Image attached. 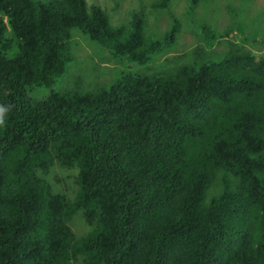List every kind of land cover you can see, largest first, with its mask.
<instances>
[{"label":"trees","instance_id":"16d2710c","mask_svg":"<svg viewBox=\"0 0 264 264\" xmlns=\"http://www.w3.org/2000/svg\"><path fill=\"white\" fill-rule=\"evenodd\" d=\"M171 19L153 40L144 13L114 27L87 0H0V264H264V58L233 42L212 58L231 30L203 25L167 72L28 95L65 74L74 29L146 65ZM55 165L78 169L74 199L40 175Z\"/></svg>","mask_w":264,"mask_h":264},{"label":"rangeland","instance_id":"374dc122","mask_svg":"<svg viewBox=\"0 0 264 264\" xmlns=\"http://www.w3.org/2000/svg\"><path fill=\"white\" fill-rule=\"evenodd\" d=\"M158 1L87 0L90 5H98L105 11L114 27L130 25L134 14L144 13L147 31L153 40H158L170 29L171 14H174L180 20L181 29L175 44L162 54L153 56L146 65H139L128 57L113 56L110 51L74 29L71 32L73 61L67 66L65 74L51 88L36 87L28 95L35 99L47 97L52 92H96L126 74L167 72L183 62L174 60L175 57H186L201 47H206L201 35L203 25L220 33L230 30L232 32L230 37L221 38L215 43L210 51L212 58H219L229 52L228 42L240 45L242 49L264 58V0H209L196 6L191 4V0H171L168 10L156 9ZM184 60L187 61V58ZM78 172L76 168L64 169L55 165L47 174L40 175L56 193L74 199L78 191ZM70 227L78 238L91 230L83 212L74 217Z\"/></svg>","mask_w":264,"mask_h":264}]
</instances>
